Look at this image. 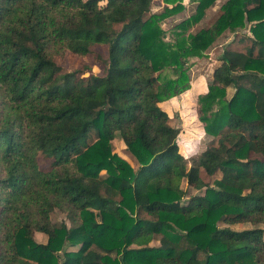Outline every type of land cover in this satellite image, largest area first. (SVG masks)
<instances>
[{"label": "trees", "instance_id": "trees-1", "mask_svg": "<svg viewBox=\"0 0 264 264\" xmlns=\"http://www.w3.org/2000/svg\"><path fill=\"white\" fill-rule=\"evenodd\" d=\"M152 1L0 0V264H264V228L219 226L264 223V0H227L175 47L166 14L147 17ZM164 1L167 14L183 8ZM215 1L198 0L181 26ZM247 27L245 49H224L199 96L218 145L186 159L160 103L190 88V57ZM96 45L103 74L57 61ZM39 152L54 158L48 170ZM202 169L222 176L210 185ZM56 209L67 221L53 222Z\"/></svg>", "mask_w": 264, "mask_h": 264}, {"label": "rangeland", "instance_id": "rangeland-1", "mask_svg": "<svg viewBox=\"0 0 264 264\" xmlns=\"http://www.w3.org/2000/svg\"><path fill=\"white\" fill-rule=\"evenodd\" d=\"M227 0H216L209 8L206 9L205 15L201 21L183 28L181 25L183 21L190 18L195 14L198 0H181L183 8L175 13L167 14L166 6L172 7V4L166 3L164 0H153L150 6V12L147 14L149 17L152 14H166L161 17L159 25L162 31V39L175 47L179 38L188 36L193 33L196 34L204 27L213 25L218 16L221 13L222 6ZM242 31V32H240ZM239 32L226 31L222 33L214 43L200 56L190 57L187 63L188 73L191 78V85L189 89L180 95L171 97L160 103V106L165 109L169 114V123L172 126L180 129L177 142L179 144L180 152L188 159L193 154H201L209 147H215L218 145V138L209 135L205 132L203 122L199 120V96L208 91V84L212 80L214 69L220 63V56L224 49L227 47L238 48L240 50L245 49L246 42L241 41L240 38L244 35L243 31H246L248 35H251L249 28L241 29ZM108 57L107 46L96 45L93 47V52L87 57H79L71 52L67 53L63 58L57 60L65 70H79V75L82 77L88 76L87 68L92 69L96 73L103 74V60ZM113 150L121 157L128 160L136 169L138 165L135 159L127 151L126 146L120 137H117L113 142ZM54 158L45 155L42 152L38 154V162L43 170H48L51 167ZM201 176L205 183L213 185L214 181L221 178L222 173L217 172L213 176H209L205 171L201 170ZM182 187L187 188L186 182H182ZM206 188V187H205ZM205 188L197 190L194 188H188V195L204 194ZM189 197L184 200L187 201ZM66 214L60 209H56L52 213V220L55 223L61 221H67ZM220 227L229 226L232 229L243 230L255 227L264 228V223H235L226 224L223 221L219 222ZM35 238L38 242H46L48 236L43 233L35 234ZM158 244L156 240L153 242Z\"/></svg>", "mask_w": 264, "mask_h": 264}]
</instances>
